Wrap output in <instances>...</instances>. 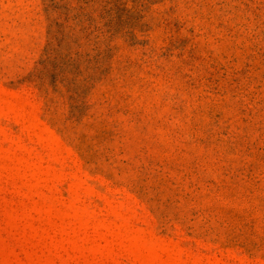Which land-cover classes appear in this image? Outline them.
<instances>
[{"label": "rangeland", "instance_id": "rangeland-1", "mask_svg": "<svg viewBox=\"0 0 264 264\" xmlns=\"http://www.w3.org/2000/svg\"><path fill=\"white\" fill-rule=\"evenodd\" d=\"M0 264H264V0H0Z\"/></svg>", "mask_w": 264, "mask_h": 264}]
</instances>
